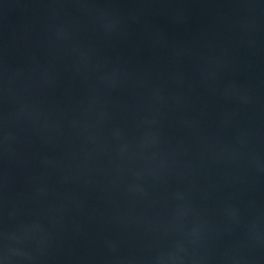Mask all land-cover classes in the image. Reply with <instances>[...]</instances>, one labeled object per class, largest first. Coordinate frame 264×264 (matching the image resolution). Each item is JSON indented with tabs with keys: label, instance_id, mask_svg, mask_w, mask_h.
Instances as JSON below:
<instances>
[{
	"label": "water",
	"instance_id": "1",
	"mask_svg": "<svg viewBox=\"0 0 264 264\" xmlns=\"http://www.w3.org/2000/svg\"><path fill=\"white\" fill-rule=\"evenodd\" d=\"M0 98L264 264V0H0Z\"/></svg>",
	"mask_w": 264,
	"mask_h": 264
}]
</instances>
